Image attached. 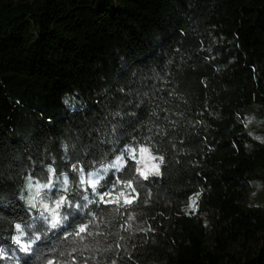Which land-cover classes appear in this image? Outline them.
Instances as JSON below:
<instances>
[{
	"label": "trees",
	"instance_id": "obj_1",
	"mask_svg": "<svg viewBox=\"0 0 264 264\" xmlns=\"http://www.w3.org/2000/svg\"><path fill=\"white\" fill-rule=\"evenodd\" d=\"M256 104L264 0H0V264H264ZM120 157L84 189L78 170ZM48 168L69 184L57 229L24 199Z\"/></svg>",
	"mask_w": 264,
	"mask_h": 264
},
{
	"label": "rangeland",
	"instance_id": "obj_2",
	"mask_svg": "<svg viewBox=\"0 0 264 264\" xmlns=\"http://www.w3.org/2000/svg\"><path fill=\"white\" fill-rule=\"evenodd\" d=\"M245 122L249 135L264 145V109L262 110L257 104L254 105L248 110ZM142 148L146 151L141 152ZM129 155L138 161V173L142 179L160 175L161 160L159 156L148 147H140L137 151L131 150L129 151ZM123 164L124 158L120 157L111 163L99 166L89 173L78 170L84 189L89 187L95 190L110 171L119 170ZM49 169L50 168L46 171V181L44 183L28 178L24 186V199L28 205L35 210V217L43 220L44 222H46L44 217L51 219L52 210L56 211L58 217H63V207L66 206L69 209L71 206L67 198L69 185L67 176H63L61 179H56L53 170L50 172ZM141 173H144V175H141ZM258 176L259 178L254 180L250 186L247 199L252 205L264 207V172L258 173ZM90 180L95 181V188H93L89 183ZM45 185H47V187H45ZM61 196L65 198L64 205L61 208H57L55 201H57ZM32 204H35L36 206L32 207ZM45 204L48 205L47 211L44 208ZM63 222L64 220L61 225ZM17 237H19L23 244H28L30 241V236H28L25 232L23 236H21L19 232ZM13 255L16 256L15 253Z\"/></svg>",
	"mask_w": 264,
	"mask_h": 264
},
{
	"label": "snow or ice",
	"instance_id": "obj_3",
	"mask_svg": "<svg viewBox=\"0 0 264 264\" xmlns=\"http://www.w3.org/2000/svg\"><path fill=\"white\" fill-rule=\"evenodd\" d=\"M146 151L145 149H141V152ZM49 171L51 172L52 169L50 168ZM141 175H144V173H141ZM89 183L92 185L93 188H95V181L90 180ZM45 187H47V185H45ZM64 201L65 198L63 196H61L57 201H55L56 203V207L57 208H61L64 205ZM125 203H130V201H125ZM35 204H32V207H35ZM45 210H48V205L45 204L44 205ZM67 217H58V214L56 213L55 210L51 211V219H49L48 217H44V220L46 221V223L50 226L51 229H57L61 226V223L63 220H66ZM27 227L31 228V225H27ZM15 228L17 229L18 232H20V235L23 236L24 232L21 230V225L20 224H16ZM85 230V227L83 225L80 226V231L83 232ZM13 241L19 246V250L21 252L24 253H28L30 252L31 249V245L33 243H35L36 241H39L41 239L40 235L36 234L35 232H33L32 237L30 238V241L28 244H23L21 242V240L19 239V237L17 236H13L12 237ZM48 264H52V261H49Z\"/></svg>",
	"mask_w": 264,
	"mask_h": 264
}]
</instances>
